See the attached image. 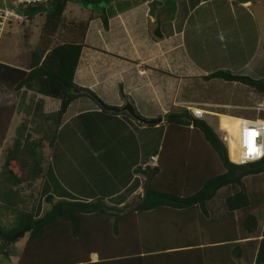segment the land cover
I'll use <instances>...</instances> for the list:
<instances>
[{"label": "trees", "instance_id": "16d2710c", "mask_svg": "<svg viewBox=\"0 0 264 264\" xmlns=\"http://www.w3.org/2000/svg\"><path fill=\"white\" fill-rule=\"evenodd\" d=\"M68 1L50 0L28 6L34 10L29 18L45 14L39 40L30 50L28 67L0 61V88L16 94L34 91L59 101L58 109L51 112L44 111L42 99L36 103L33 115L42 121L41 137H33L26 119L16 129L0 178L4 184L0 185V199L7 209L16 206L15 194L22 184L32 186L44 176L52 181L53 189L59 184L51 167L44 165V148L46 141L54 145L73 101L89 97L104 109L133 118L123 106H109L91 89L75 82L89 23L99 17L108 28L106 6L111 0H75L84 4L91 15L87 20L75 17L78 20L70 21L65 15ZM100 2L103 4L97 11L93 5ZM57 35L62 41L54 42ZM204 78L241 82L264 95V76L253 78L224 69ZM120 90L127 100L122 87ZM15 111L14 103L0 104L2 134ZM159 117L164 118L161 147L155 165L138 169L146 179L136 206L128 209L131 203L111 205L102 197L87 201L63 195L54 201L56 193L43 189L44 200L51 204L49 210L42 214L39 206L18 209L10 231L0 226V255L9 258L13 246L23 240L17 264H239L242 258L250 264L255 254L258 262H264V219L260 224L256 214L264 207V158L247 164L232 161L219 133L188 108ZM201 152L197 161L194 155ZM251 176L257 177L253 187L247 185ZM223 188L222 208L211 217L209 203ZM165 212L181 215L167 217ZM27 226L28 235L7 238ZM92 253L98 254L97 261L91 260Z\"/></svg>", "mask_w": 264, "mask_h": 264}, {"label": "crops", "instance_id": "0c3cea01", "mask_svg": "<svg viewBox=\"0 0 264 264\" xmlns=\"http://www.w3.org/2000/svg\"><path fill=\"white\" fill-rule=\"evenodd\" d=\"M232 1L111 0L106 6L108 28L103 26L99 17L89 23L75 82L91 89L109 106L120 108L127 100L132 102L143 118L163 117L181 107L201 108L192 105L187 100L188 93L182 90L190 87L191 80L192 88L200 90L206 80L204 77L220 70L212 69L215 62L220 68L232 67L234 73H241L253 62L257 51L261 50L264 55V41L258 27L253 31L258 32L256 46L252 43L251 55L245 59L248 46H244L245 39L240 41L241 36L236 38V34L242 26L247 28L246 34L255 28L251 26L248 30L249 24L244 23L246 13H249L246 7L252 4V0L239 2L240 23ZM226 38L230 40L228 43ZM205 46L211 47V51L205 50ZM219 46L224 52L213 53ZM121 87L127 100L121 97ZM39 97L44 101L45 112L58 109L56 99L40 94ZM117 112L104 109L89 97H80L70 104L54 146L63 138H67L65 141L76 138L79 135L75 128L78 119L84 117L88 121L91 117L93 121L104 122L106 130L94 122L93 128L89 129L84 122V131H87L84 141H93L97 149L105 151L101 154L103 158L97 152L87 153V161L79 151L75 155L72 152L71 156L66 149L68 146L62 150L63 144L59 151H53L52 168L59 184L50 192H55L57 199L63 195L81 200L102 197L111 205L131 203L128 209L138 204L137 195L143 193L146 179L138 169L156 164L164 126L158 123L151 128L134 117ZM108 149L115 151L108 155ZM75 163L82 166L80 171L74 168ZM75 184H80L79 190ZM113 199L114 203H111ZM176 215L165 212L167 217L179 218L181 214ZM193 221L194 216L190 220L191 228ZM98 258L97 253H92V261ZM244 263L246 260L242 258L239 264Z\"/></svg>", "mask_w": 264, "mask_h": 264}, {"label": "rangeland", "instance_id": "374dc122", "mask_svg": "<svg viewBox=\"0 0 264 264\" xmlns=\"http://www.w3.org/2000/svg\"><path fill=\"white\" fill-rule=\"evenodd\" d=\"M240 1L241 0L232 1V5L235 9V14L236 17L238 18L239 23L241 22L240 20L241 18L239 15V7H238L240 6L239 5ZM102 4L103 3L100 2L99 4L93 6H95V8H97L98 11V9H100ZM48 7L49 6L47 5L46 8ZM89 7L92 6L90 5ZM152 8H154L153 5ZM246 10L249 13H246V18H244V23L249 24L248 30H250L251 26L255 28H253L252 31H248L249 33L246 34L247 28L242 26V29L236 34L237 36L236 38L241 36L240 41H244L245 39V44L243 45L248 46L247 49L248 51H246L245 53V59L251 55L252 52L251 47L253 46L252 43H254V45L256 43V36H258V32L253 33V31L258 29V27L260 29L259 31L262 40L264 41V0H252V4L247 6ZM15 11L19 14H22V16L24 17V21L21 20L20 24L14 22L9 30V34L5 35V37L3 38L0 46V61L3 63L18 65L20 67L25 68L28 67L30 62V50L35 47V45L39 40L42 26L45 21V14L38 13L34 17L29 18L28 14L32 15L34 11L31 8L29 7L19 8ZM90 12L91 11H89L88 8H86V6L81 2L75 0L74 1L69 0L65 9L66 20L70 21L71 18L77 19L75 17H78V19L81 20H87L91 15ZM256 24L258 26H254ZM233 28L235 32L238 31V28H236L235 25L233 26ZM62 30L65 31L66 29H62ZM242 34L244 37L242 36ZM253 35H254V40H252ZM226 39L227 40L225 42L228 43L227 41L230 40H228V38ZM60 41H62L61 37H58L57 35L55 37L54 42H60ZM208 46H205V50L207 49L208 52H210L211 47L208 48ZM219 48L218 50H216L215 48L213 53H220V50L224 52V48H221V46H219ZM252 61L253 62L247 68H245L241 73L238 74L249 75L253 78H262L261 76H264V55H262L261 50L259 52L257 51V54L253 57ZM219 64L221 65L222 63L220 62ZM213 65L214 68L212 69L215 70L225 69V68H220L221 66H218L217 62H215ZM225 70H230L233 72L232 67L226 66ZM191 82H189L190 87H185L182 89L185 90V93L186 94L188 93L189 95V98H187V100L190 101L192 105L199 106L205 109L206 113L203 119L219 133L220 137L223 139V141L225 142L228 148L230 159L234 162H238L239 161L238 130L240 128L241 120H243L244 118L264 119V95L258 93L252 87L248 85H244L241 82H234V81L231 82L220 78L203 80V84H202L203 86L200 88V90H195L194 88H192ZM39 99H40L39 94L35 93L34 91H20L19 93L16 94L5 88H0V104L14 103V105L16 106V111L11 118V122L10 125H8L7 131L3 134H2V130L0 131V178H1V170L5 160L7 149L13 143V139L17 133L16 132L17 127L26 119L28 122L27 124L28 128L30 132L33 134V137L39 138L43 135L42 121L41 119L33 115V113L35 112L34 107ZM47 108H49V106H47ZM227 116H238L243 118L236 120L233 117L228 118ZM87 119L88 118H84V117H80L78 119L79 121L76 123L77 126H75V128H76V132L79 135H77L76 138H70L69 140L66 141L65 139L67 138H63L59 141V143L55 144V146L53 145L54 147L49 146L48 142L46 141L44 148V153L46 157L44 165L47 169L51 167L52 172L54 174L55 172L53 171L52 168L53 163L51 157L53 151H59V147L62 144H63L62 150H64V148L68 146L66 149L67 151H69V154L71 156H72V152H74L75 155L76 151H79L81 156H83V158L86 159V161H87V153L92 154V151L97 152L98 155L102 157L101 154L103 153V151H105V149H97L96 147L97 145H95V143L90 140H88L87 143H85L84 139L85 140L87 139L86 138L87 131H84V125H85L84 122H86L89 129L93 128L92 122L98 123L99 126L104 131L106 130V125L102 121H97L98 119L94 121L92 120L91 117L89 118L88 121ZM163 119L164 118H162V121L160 123L164 122ZM4 126L7 127V124L5 123ZM150 127L153 128L152 125H150ZM159 130L160 129L157 130L156 134H158ZM80 136H82L83 141L81 140ZM101 141H105V140H101ZM157 141H158V137H157ZM87 144L89 146H87ZM236 145L237 148L235 147ZM113 151H115V149H108V155H111ZM201 155H203L202 152L201 154L195 153L194 156L197 157V161L201 159L200 157ZM75 167H77V171H80L82 169V166H77L76 163L74 165V168ZM106 168L108 167L106 166ZM51 182L52 181H48V177L44 176L36 180L32 186H27L26 184L20 185L17 189L18 196L17 194H15V196L18 198L17 199L18 202L16 206L13 208L8 207L7 209L6 207L7 204L0 199V226H2L6 231H10L15 223V217L17 215L16 211L18 209H25V208L31 209L32 207L39 206L42 208V214H44L47 210H49L51 204L47 203L44 200L45 194L43 193V189L44 191H51L52 189ZM256 182H257V177L255 176H251L247 178V185L249 187H253L254 183ZM0 185L2 186L4 184L0 183ZM75 187L76 190H79L80 184H75ZM93 187L96 188V186L94 185ZM13 188L15 189L17 188V186ZM224 190H225L224 188L221 189L218 196H216L215 199L209 203V206L212 211L211 217H213L214 214H216L213 213L214 211H219L222 208V201H223L222 196ZM84 193L87 194V192ZM92 199H96V198H92ZM57 200L58 199L56 198L55 195L54 201ZM114 200L115 199L110 200V202L114 203ZM256 214L259 223L262 224V221L264 219V207L263 206L260 207L256 211ZM260 230L261 228L257 229V231L254 233L252 237L253 239L257 238L256 235L260 233ZM23 242H24L23 240H18V243L15 246H13L14 253L9 258H5L6 260L4 259L3 256H0V261H1L0 263L11 264L14 260L16 261V259L18 258V254L21 251V247L24 244ZM244 264H248V262Z\"/></svg>", "mask_w": 264, "mask_h": 264}, {"label": "built area", "instance_id": "2783aa9c", "mask_svg": "<svg viewBox=\"0 0 264 264\" xmlns=\"http://www.w3.org/2000/svg\"><path fill=\"white\" fill-rule=\"evenodd\" d=\"M48 1L50 0H0V46L13 23L19 24L24 19L15 10ZM192 113L195 117L202 118L205 110L192 108ZM244 121L246 124H242L240 138V163L258 159L264 155V120L257 118L244 119ZM250 264H264V262H258L255 256Z\"/></svg>", "mask_w": 264, "mask_h": 264}, {"label": "water", "instance_id": "95a60500", "mask_svg": "<svg viewBox=\"0 0 264 264\" xmlns=\"http://www.w3.org/2000/svg\"><path fill=\"white\" fill-rule=\"evenodd\" d=\"M123 110H127L131 116L139 120L140 122L146 123V124H158L162 121L161 117H155V118H143L139 115H137L136 110L132 103L126 102L125 105L122 108ZM141 200V198H140ZM30 233V226H27L23 228L22 230L18 231L17 233L7 237L10 240L16 239V238H23L25 235H28ZM6 238L4 237L3 240Z\"/></svg>", "mask_w": 264, "mask_h": 264}, {"label": "clouds", "instance_id": "9594fccd", "mask_svg": "<svg viewBox=\"0 0 264 264\" xmlns=\"http://www.w3.org/2000/svg\"><path fill=\"white\" fill-rule=\"evenodd\" d=\"M192 108H197V107H192ZM192 108L191 109H189L190 111H191V113H192ZM202 109V108H201ZM204 110V109H203ZM205 113H206V111H205ZM193 114V113H192ZM205 115V114H204ZM194 116V115H193ZM196 118H199V117H196ZM204 117H202V119H203ZM243 118V117H242ZM245 119H251V118H245ZM255 119H257V118H255ZM258 119H260V120H264V119H262V118H258ZM238 148L240 149V144L238 145ZM264 158V155L262 156V157H260V158H258V159H255V160H249V161H246L245 163H240V160L237 162V163H239V164H247V163H251V162H255V161H258V160H261V159H263ZM133 206H135V204L133 205ZM221 210V209H220ZM256 256V254L254 255V257ZM253 257V258H254ZM253 258H252V260H253ZM252 260H251V262H252ZM250 262V263H251ZM14 264V263H13ZM17 264V263H16Z\"/></svg>", "mask_w": 264, "mask_h": 264}, {"label": "bare ground", "instance_id": "6f19581e", "mask_svg": "<svg viewBox=\"0 0 264 264\" xmlns=\"http://www.w3.org/2000/svg\"><path fill=\"white\" fill-rule=\"evenodd\" d=\"M245 119V118H244ZM244 119L243 120H241V123H240V128H239V130H238V140H239V144H240V138H241V129H242V124L244 123V124H246L245 123V121H244ZM240 155H241V152H240V149H239V160H240Z\"/></svg>", "mask_w": 264, "mask_h": 264}]
</instances>
